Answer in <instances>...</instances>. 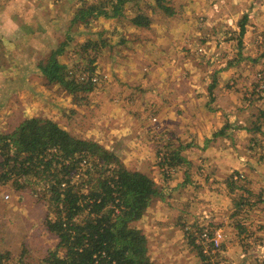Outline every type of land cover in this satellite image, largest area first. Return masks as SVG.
<instances>
[{"label":"rangeland","instance_id":"374dc122","mask_svg":"<svg viewBox=\"0 0 264 264\" xmlns=\"http://www.w3.org/2000/svg\"><path fill=\"white\" fill-rule=\"evenodd\" d=\"M76 1L0 0V132L15 130L27 118L50 119L73 136L113 151L128 170L153 178L163 197L136 226L147 235L156 264H264V191L260 190L264 181L249 176L259 168L255 165L251 170L247 165L249 159L262 158L264 145L253 150V135L238 130L218 136L220 122L218 125L216 117L225 123L226 116L215 113L214 98L201 79L208 75L210 79L227 68L206 66L205 62L220 55L226 60L235 56L238 64L234 74L238 69L240 76L256 79L254 86L249 84V94L243 91L248 84L241 77L234 81L232 90L241 91L240 101L246 102L239 108H250L251 114L250 95L255 92L256 99H264L262 36L249 34L242 41L253 44L250 50L238 47L237 36L220 39L224 44L233 43L240 52L229 43L220 51L215 44L202 47L204 32L216 30L215 23L217 28L220 24L216 6L207 22L206 16L196 11L199 0H173L175 13L186 10L182 17L154 10L153 0H127L114 15L105 13L86 22L75 21L80 9L106 2L108 12L111 2L116 1ZM239 8L251 10V3ZM137 12L150 18V27L166 26L164 16L172 18L169 27L178 28L176 47L166 52L155 43L159 35L136 30L130 18ZM235 14L231 24H224L229 18L224 19L225 32L235 33L233 29L247 15ZM180 20H185L187 31L179 30ZM187 36L192 44L186 42ZM143 40L145 46H139ZM87 41L99 43V49L86 55L81 45ZM198 48L204 50L202 56H198ZM52 54L78 81L89 76L84 70L93 58V79H98L95 90L74 100L63 87L48 84L37 65L46 63ZM169 55L174 66L156 63V59ZM232 68L229 66L225 74H232ZM169 73L176 81L175 114L163 126L165 131H156L160 121L153 98L164 86L157 83ZM118 112L120 115H111ZM190 144L187 153L181 154L188 164L168 169L161 166L171 153ZM220 171L226 174L221 180L207 178H218ZM10 188H0V219L6 224L0 236V254L9 251L37 264L58 243L45 226L47 206L31 189ZM199 250L208 263L201 260Z\"/></svg>","mask_w":264,"mask_h":264},{"label":"trees","instance_id":"16d2710c","mask_svg":"<svg viewBox=\"0 0 264 264\" xmlns=\"http://www.w3.org/2000/svg\"><path fill=\"white\" fill-rule=\"evenodd\" d=\"M115 1L108 12L106 2L80 9L75 21L99 19L110 12L114 15L127 0ZM153 2L154 10L175 14L173 0ZM130 22L136 28L151 24L141 12ZM81 46L86 55L100 47L93 41ZM94 62L92 58L88 63L84 70L88 80L82 81L67 74L68 67L55 54L37 66L48 84L63 87L76 100L95 90ZM188 163L180 152H173L161 166L180 168ZM6 186L14 191L31 189L47 206L45 226L58 243L37 264H156L148 237L136 223L162 199V190L149 175L128 170L117 154L99 143L75 137L53 120L27 118L15 130L0 132V188ZM5 227L0 219V236ZM199 254L208 263L201 250ZM25 259L9 251L0 254V264H31Z\"/></svg>","mask_w":264,"mask_h":264},{"label":"crops","instance_id":"0c3cea01","mask_svg":"<svg viewBox=\"0 0 264 264\" xmlns=\"http://www.w3.org/2000/svg\"><path fill=\"white\" fill-rule=\"evenodd\" d=\"M248 2L250 5L251 3V10H240V5H245L246 7L248 6L247 3ZM75 3H79V0H77ZM83 5L84 2H83ZM214 6H216V16H217V21L220 24V26L217 28L215 23V27L216 30L212 29L211 32L206 31L204 32V38L202 40V47H212L213 44H215V48H217L218 51L220 50H224L226 48L227 43L232 45V48H235L238 52H240L238 50V47L241 49H243L244 47H248V49L250 50V47L253 46L252 43H244L242 44V41H244L245 39L248 38L249 34H253L255 35L256 33L259 34V36H262V38L260 39V43L264 42V0H199V5L196 6V11L201 13L202 17L206 16V22L209 21V18L212 17V12H214ZM88 7V6H87ZM86 7V8H87ZM234 7L237 8L234 9ZM63 11V9H62ZM239 13L240 15H242V13H244V15H242L241 17H244L246 14V17H244L242 22H238L236 25V28L233 29L235 31V33L232 32H225V27L223 26V21L224 19H227V21L224 24H228V23H233V20L237 18V15L235 14ZM186 13L185 11H180L178 13H175L174 15H178L179 17L184 16ZM249 13V14H248ZM173 15V16H174ZM163 17V16H162ZM172 17V16H171ZM221 17V19H220ZM164 18L167 20L166 22V26L162 25V26H153V27H148V28H136L135 29L140 31L141 30H145L148 31L150 33L159 35V37L156 39L155 43L161 45L162 47H164L165 51L168 52L171 49L173 50L176 45L179 43L178 40L176 39V33L178 30L177 27H169V21L172 18H167L166 16H164ZM249 20V21H248ZM182 21V27L179 29L181 31H187L185 28V20H180ZM247 23L250 24V26L248 27ZM214 25V23H212ZM209 25V23H208ZM133 26V25H132ZM211 26V25H210ZM209 27V26H208ZM212 27V26H211ZM244 29V35L241 36V29ZM127 29V28H126ZM123 33H125L127 36V32L123 31ZM124 34V35H125ZM223 36H227L226 39H228V37L230 36H237L240 42L238 43V47L234 46L233 43L227 42L224 44V42H222L220 39H222L224 41ZM122 37H126V36H122ZM185 37V36H184ZM188 38L186 39V42H189L190 44H192V40L190 39V36H187ZM202 37V36H199ZM130 39V38H129ZM139 39V38H138ZM206 40V41H204ZM229 41L233 42L232 38H229ZM238 41V40H237ZM138 41H136L137 43ZM126 43V42H124ZM135 43V44H136ZM255 43V41H254ZM127 44V43H126ZM230 45V46H231ZM139 46H145V40L143 41H139ZM199 49V48H198ZM210 49V48H209ZM198 56H202L201 54H198ZM230 58V60H226V58L221 57H216V59H214V61L211 62H205L204 65L206 66H219V69L222 67L224 68V66H227V68L229 66H233L232 68V74H225L226 69L224 68V73H216L212 76V78L209 79V75L206 76V78L203 80L202 82L208 87V90L210 92V94H212L213 96V105H214V111L215 113L218 115L219 113L226 116V121L225 123L222 121H220L219 117H216L219 121H217L218 125L220 122V132L218 136L221 135H227L225 134V131L227 130H231V132L233 131H243L246 132V134H252L254 139L251 141V143L254 145L253 150H255L257 148V146H261L264 145V99H262V97L256 99V95L257 93L253 92L250 95L249 98V105L251 104V109H253V111L251 112V114L248 113V111L250 110H243L240 107L241 103H245L246 101H240V96L238 94L241 95V91L234 93L233 90V86H234V81H239L237 79H243L245 80V82L248 84V86L243 88V91L247 94L250 93V85L254 84L256 79L253 77L250 78H244L242 76H240L239 74V70L237 69V71H235L236 74H234V68L235 65L238 61L237 58L234 57H230V55L228 56ZM173 58V56L171 57L170 55L168 56V58H163V60H160L161 58L156 59V63H159V66L162 64H167L169 66H174L175 63L173 61H171V59ZM228 58V59H229ZM229 61H232V63H229ZM143 65H146V62H142ZM238 64V63H237ZM166 79V81H164ZM198 81L199 79L196 78ZM162 81H159V83H157L158 87H160L159 85H164L160 88V90H158V95L156 97H154L153 101L155 103V105L157 106L156 108V113H158L157 116V120L160 121L157 125L159 128L158 130H156L157 128H155L156 131L161 130L163 128V131H165L166 128H164L163 126L166 125L167 121L170 120V118L174 117V112H175V99L177 98V93L176 91V86H175V78L174 76L171 77V74L169 73L168 75H164L161 78ZM213 80V81H212ZM241 82V80H240ZM166 84V87H165ZM250 84V85H249ZM255 85V84H254ZM253 85V86H254ZM236 86V85H235ZM164 90H166V92H164ZM263 92V91H262ZM166 93V95H165ZM246 94V95H247ZM264 94H262L263 96ZM261 96V95H260ZM264 97V96H263ZM248 98V97H247ZM246 98V100H247ZM260 103V105L258 104ZM263 104V105H262ZM183 107V103L180 104ZM248 105V107H249ZM262 105V106H261ZM114 108H112L111 110H113ZM146 109L144 108L143 111H145ZM243 112V113H242ZM241 113V115H240ZM139 114V113H138ZM112 116L115 115H120V112L116 113V114H111ZM148 121H151V119H148ZM163 123H162V122ZM149 122V123H150ZM222 122V124H221ZM145 125H148V123L144 122ZM153 124V123H152ZM151 126V124H150ZM167 126H173L172 124H169ZM221 133V135H220ZM249 136V135H247ZM188 146V145H186ZM190 147H192V145L190 144ZM180 149V148H179ZM188 149V148H187ZM187 149L182 150L180 149L178 152H180V154H186L187 153ZM203 149V148H202ZM250 150V149H249ZM173 151V150H172ZM250 153H252V150L249 151ZM262 158L256 159V160H251L249 159V163L247 165H249L251 167V170L255 169V165L257 168V172L255 170H253L252 175L251 176L253 179L255 180H260V181H264V155H261ZM186 159V158H185ZM176 171V170H175ZM256 172V173H254ZM220 174H222L221 176L219 174H216L218 178H215L214 176H207V178H209L210 180H215V181H219L222 178H224V176L226 175L225 173H223L222 171L219 172ZM215 174V173H214ZM229 178V177H228ZM261 191H264V186H262V188H260ZM264 200V198H263ZM255 206V205H254Z\"/></svg>","mask_w":264,"mask_h":264},{"label":"built area","instance_id":"2783aa9c","mask_svg":"<svg viewBox=\"0 0 264 264\" xmlns=\"http://www.w3.org/2000/svg\"><path fill=\"white\" fill-rule=\"evenodd\" d=\"M199 53L202 55L204 53V50L203 49H199ZM97 81H98V79H96V78L93 79V82L96 83Z\"/></svg>","mask_w":264,"mask_h":264}]
</instances>
